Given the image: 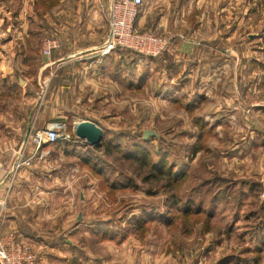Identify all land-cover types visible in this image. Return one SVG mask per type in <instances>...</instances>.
Segmentation results:
<instances>
[{
	"label": "rangeland",
	"instance_id": "374dc122",
	"mask_svg": "<svg viewBox=\"0 0 264 264\" xmlns=\"http://www.w3.org/2000/svg\"><path fill=\"white\" fill-rule=\"evenodd\" d=\"M98 2L109 4V0ZM46 3L4 0L0 4V41L6 40L0 44L3 68L34 86L24 97L22 93L12 98L0 94V115H6V105L12 114L24 104V110L29 108L34 114L47 105L55 113L43 128L32 126L27 132L33 144L36 133L48 126L59 131V140L43 149L50 157L48 165L36 170L40 174L20 178L18 170L26 166L15 168L14 163L10 180L12 186L31 188L16 194L14 201L22 208L14 211L21 208L18 214L31 219L35 214L34 221L40 213L35 222L40 232L52 219L58 220L53 227L62 230L66 225L70 231L72 247L64 254L68 259L51 262L216 264L244 252L245 247L255 252L260 230L254 228L253 213L264 201V0H145L137 29L171 43L178 39L197 45L185 59L175 61H188L187 70H191L164 68L163 64L171 62L170 49L160 54L165 59L157 55L159 61L150 59L156 55L124 48L105 56L100 47L106 29L96 52L100 62L108 57L109 80L84 78L73 86L74 91L58 90L59 69L50 59L54 51L55 55L62 52L65 14L94 6V0ZM17 12L21 14L11 17ZM5 14L10 17L4 18ZM7 28L15 30L12 37ZM50 38L57 46L47 55L44 45ZM138 58H142L138 66L126 61ZM44 60L48 64L43 65ZM46 71L49 76L43 77L48 80H39L38 75ZM79 119L101 126L103 142L112 137L117 148L108 151L103 143L93 147L76 136L74 123ZM3 130L5 137L13 136L5 126ZM147 130L155 134L145 138ZM25 144L18 149L24 155L21 160L31 157L34 167L36 155L30 152L34 145ZM136 144L150 163L163 160L165 172L171 167L174 174L182 175L173 188L160 173L145 180L152 166L140 168L125 159ZM85 158L90 159L88 164ZM254 183L261 185L253 188ZM173 193L180 203L175 204ZM34 198L41 205H22ZM190 200L192 212L183 213ZM28 244L42 258L43 252ZM259 252L260 264H264V249Z\"/></svg>",
	"mask_w": 264,
	"mask_h": 264
},
{
	"label": "crops",
	"instance_id": "0c3cea01",
	"mask_svg": "<svg viewBox=\"0 0 264 264\" xmlns=\"http://www.w3.org/2000/svg\"><path fill=\"white\" fill-rule=\"evenodd\" d=\"M3 2L4 0H0V4H2ZM107 6H108L107 2L100 4L98 0H94V6L90 4L86 8H75L74 10L69 11L68 14L67 13L65 14L64 17L65 20L63 24L61 23L63 26L62 35L65 40L63 45H61L62 52L59 55H55V51H54L53 57H51L50 59V62L52 64L56 63L59 69V72L57 74V78L60 82L58 85V90L64 89L66 91L67 90L71 91L73 90V86L74 88L77 86V82L83 80L84 78H87V80L89 81L94 80V76L97 77L96 78L97 80H101L103 77H106L105 79H107V81L109 80L108 63L110 62L108 63L106 62V60H108V57L104 58V62H100L101 59L99 58L100 59L99 60L97 58L99 54L98 52H96V49L99 48L100 44L102 43L100 34L108 28L107 27L108 19L106 13V11L108 10ZM19 14L21 13L20 12L13 13L11 14V17L13 16L17 17ZM3 16L4 18L10 17L8 14H5ZM6 31L9 32L8 35H10V37L13 36V32L15 33L14 29L7 28ZM5 41L6 40L0 41V44H2ZM196 48L197 45L192 46L190 41L187 40L180 41L178 39H175L174 41H172L171 46L169 48L170 49L169 55H171L170 56L171 62L169 64H163V66H165L164 68L169 70L175 69L177 71L186 68L185 71L183 69V72H187L191 70V68L187 70L188 68L187 66H189L188 61L184 62V64L183 63L176 64L175 61L176 60L181 61L182 58L185 59L184 56L190 55L189 54L190 49L192 50ZM116 49H120V48H116ZM108 54H103V55L107 56ZM159 57L161 59L164 58L162 55H160ZM1 58L2 57H0V67H1L0 75L3 81V85L0 86L1 96L12 98V96L14 97L15 95H17V93L24 94L33 85L29 87V80H23L19 76H17V79L14 78L15 76L13 75L12 72L13 70H8L7 68H3L4 62L2 61L4 60ZM142 58H138L134 60L129 59L126 61L127 62L130 61L131 63H133V65L138 66L140 63H142ZM12 60L15 61V59ZM44 61L42 63L43 65L48 64L47 60ZM122 63H124V61H122ZM98 70L101 71L99 72ZM86 71H88L89 74H86ZM90 71L91 72L94 71V72L91 73ZM165 71L167 70H164V72ZM45 75L49 76V72L46 71L45 74L38 75L39 80L42 78H46L45 80H48L49 77H43ZM5 77H7V83L4 84ZM14 79L18 80L20 83L16 84L17 81H15ZM128 82L131 83V79H129ZM24 96L25 94L22 95V97ZM200 98H202V96ZM24 101L25 100L22 101V104H24L23 103ZM24 106L25 104L19 106L18 107L19 109L17 111H14L13 109L12 110L13 112L11 114L9 113V105H6L5 107L6 115L5 116L0 115V230L2 232L4 231V232L16 233L21 239H24L28 243L31 242L32 245L39 252H43L42 258L38 257L37 264H53L51 261L55 259L63 262L65 259H68L66 255H64L65 252H70L68 251V249L72 247L70 231H66L65 228L66 225L62 227V230L61 227H58L57 230L51 224L58 222V220L52 219L50 222H48L49 225L47 227L43 226L44 232H40L41 229L36 228L35 222L37 219L41 217V214L36 213L35 221H34L35 214H33L32 219L31 217L25 218L24 214L22 213L18 214L22 206L18 205V203L14 201L17 197L16 194L21 192L24 193L31 189L26 186H19V187L16 185L12 186L14 181L10 182L12 176L14 175V174L12 175L11 172L14 169L13 167L15 163V158H17V155L21 153V152L19 153L18 150L19 146L24 142L26 143L25 144L26 147L28 145H30V147L31 145L32 146L34 145V148H31L30 152H32L33 157L35 155L36 157L33 159L34 167L30 166L29 170H27L28 168H26L27 167L26 166L20 168V170H18L19 172L16 171L18 172L19 175L18 177L22 178L21 176L23 175L28 176L29 174L36 175L35 173L40 174L36 170L39 167L40 169H44L45 165H48L50 161V157L46 156L44 154L45 151L43 150L47 142L43 143L39 148H37V146L35 145L36 143L33 142V144H31L33 140L28 137L27 132L30 130L32 126L34 128L37 127L36 129L43 128L46 124L50 123L51 119L55 116V113L51 111L48 105L42 109V112L39 111L38 113L35 114L33 113V110L29 111V108L24 110ZM8 115H11L10 117L11 120L8 119ZM3 120L6 121L5 124ZM81 120H88V119H79L77 121H81ZM4 126H5V130L9 129L10 130L9 132H12L13 136L10 137L4 136L3 133ZM8 126L10 128H8ZM26 128H27L26 134L22 139H19L25 132ZM44 173L45 172L43 170L42 174ZM14 177H16V175ZM17 187L20 190H17L16 189ZM31 192H34V190H32ZM40 193L42 192L40 191ZM38 201L39 200H36L34 198L32 202H24L22 203V205H27L28 203H30L32 208L36 205V203L41 205V201L39 202ZM18 207L21 208L17 211H14ZM76 233L77 230L75 231V234ZM62 236L67 238L64 240Z\"/></svg>",
	"mask_w": 264,
	"mask_h": 264
},
{
	"label": "built area",
	"instance_id": "2783aa9c",
	"mask_svg": "<svg viewBox=\"0 0 264 264\" xmlns=\"http://www.w3.org/2000/svg\"><path fill=\"white\" fill-rule=\"evenodd\" d=\"M145 0H109L107 22L108 28L100 53L108 54L116 48L139 51L141 53L160 55L169 50L171 41L152 32H141L137 29L136 19ZM57 46L55 39H48L44 45V53L49 55ZM59 131L51 126L36 133L34 142L37 148L43 143H55L59 140ZM21 158H20V157ZM23 153L17 155L16 167L30 166L32 158L22 159ZM0 262L1 264H37L38 257L28 242L13 232L0 230Z\"/></svg>",
	"mask_w": 264,
	"mask_h": 264
},
{
	"label": "trees",
	"instance_id": "16d2710c",
	"mask_svg": "<svg viewBox=\"0 0 264 264\" xmlns=\"http://www.w3.org/2000/svg\"><path fill=\"white\" fill-rule=\"evenodd\" d=\"M41 1L43 3L47 2L46 3L47 5H54L59 0H56V1H53V0H37L38 4L41 3ZM48 1H49V3H48ZM144 3H145V1H144ZM142 7L140 8L139 15H138V17L136 19V25H137V22H138ZM37 8L38 7H36V9ZM30 33H31V35L35 36V32L34 31H32V32L30 31ZM126 50H128V49H126ZM130 51H134V50H130ZM134 52H137V51H134ZM150 59H152V60L154 59L155 61L158 60V58L157 57L155 58L154 56L153 57L150 56ZM103 144L105 145V148L108 151L109 150L112 151L113 148H117L116 146H118L117 140L114 143L112 137L111 138H107V140L105 142H103ZM194 148L197 150L198 145H194ZM141 149H143L142 146L140 144H136L135 148L132 151H130L132 154H130L129 151H127L128 154L125 155V157H126L125 159H128V160L132 159L133 160L132 162H137L138 165L140 166V168L148 166V165L152 166L149 175L145 176V180H150V178H152V177L155 178L160 173L159 174L160 177L166 176L167 180H165V181L163 180V181L168 183L169 186L173 188V182L177 181L179 179V177H181L182 175L174 174L173 170L171 169V167L169 168L168 172H165L164 163L162 162L163 160L160 163H155V162L150 163L147 154L140 152ZM85 160H86L85 163L88 164L90 159L89 158H85ZM260 185L261 184H259V183H254V184H252V187L255 188V187H258ZM171 196H172V199L174 200L175 204H178V203L181 202V199H180V197H178L177 193H173ZM191 204H192V200L188 201L184 205L185 207L183 208V213L192 212ZM258 205L259 206H258L257 212L253 213V215H255V218H256L255 221H257L256 224L254 225V228L256 230H260V236L258 235L259 234V232H258L257 237H256L257 240H256V243H255L256 244L255 248H257V250L255 252H252V248L250 246L249 247H245L242 250L245 253H248V255H244V252H239V254H235V256H226V257L222 258L216 264H260V261H261V258H262V256H261L262 252H259V251L264 249V222H263V218H264V201H260V203ZM197 212H196V214H197ZM144 219L145 218H143V220Z\"/></svg>",
	"mask_w": 264,
	"mask_h": 264
},
{
	"label": "water",
	"instance_id": "95a60500",
	"mask_svg": "<svg viewBox=\"0 0 264 264\" xmlns=\"http://www.w3.org/2000/svg\"><path fill=\"white\" fill-rule=\"evenodd\" d=\"M74 134L81 139H84L87 144L98 147L105 138V132L101 126L90 120H82L74 123ZM155 134L152 130H147L144 137Z\"/></svg>",
	"mask_w": 264,
	"mask_h": 264
},
{
	"label": "bare ground",
	"instance_id": "6f19581e",
	"mask_svg": "<svg viewBox=\"0 0 264 264\" xmlns=\"http://www.w3.org/2000/svg\"><path fill=\"white\" fill-rule=\"evenodd\" d=\"M82 121V120H81Z\"/></svg>",
	"mask_w": 264,
	"mask_h": 264
}]
</instances>
